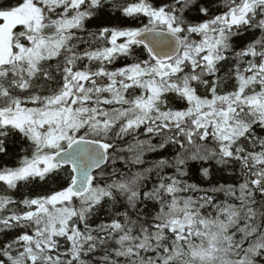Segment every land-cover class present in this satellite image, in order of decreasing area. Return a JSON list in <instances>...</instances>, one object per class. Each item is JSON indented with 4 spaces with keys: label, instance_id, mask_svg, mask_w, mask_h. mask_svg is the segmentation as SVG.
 <instances>
[{
    "label": "snow or ice",
    "instance_id": "6c2138e0",
    "mask_svg": "<svg viewBox=\"0 0 264 264\" xmlns=\"http://www.w3.org/2000/svg\"><path fill=\"white\" fill-rule=\"evenodd\" d=\"M0 264H264V0H0Z\"/></svg>",
    "mask_w": 264,
    "mask_h": 264
}]
</instances>
